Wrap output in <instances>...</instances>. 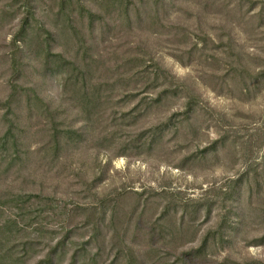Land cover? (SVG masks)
I'll list each match as a JSON object with an SVG mask.
<instances>
[{
  "label": "rangeland",
  "instance_id": "rangeland-1",
  "mask_svg": "<svg viewBox=\"0 0 264 264\" xmlns=\"http://www.w3.org/2000/svg\"><path fill=\"white\" fill-rule=\"evenodd\" d=\"M79 3L0 0V264H264V0Z\"/></svg>",
  "mask_w": 264,
  "mask_h": 264
},
{
  "label": "trees",
  "instance_id": "trees-1",
  "mask_svg": "<svg viewBox=\"0 0 264 264\" xmlns=\"http://www.w3.org/2000/svg\"><path fill=\"white\" fill-rule=\"evenodd\" d=\"M99 1H100L99 6L103 7L105 11L115 10L114 5L120 4L122 6L125 2V0H99ZM27 2H30V0H27ZM75 2L76 3L74 4L73 0H57L58 14L60 16H63L64 18H69L70 15L76 12V15H78L81 18L87 16L89 18L90 25L94 22V20H96V18L100 17L98 16L99 13L95 14L90 9L84 7V5H81L79 3L80 0H75ZM33 13L34 12H32V8L26 6L25 17L21 20L22 33L27 30L30 17L33 15ZM207 245H208V238H204L202 245L197 250V253H201L202 251H204Z\"/></svg>",
  "mask_w": 264,
  "mask_h": 264
}]
</instances>
